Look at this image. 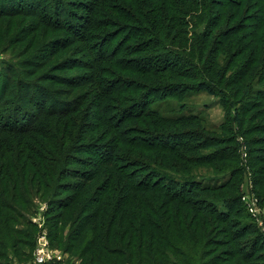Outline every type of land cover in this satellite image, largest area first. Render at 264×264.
Instances as JSON below:
<instances>
[{"label": "trees", "instance_id": "trees-1", "mask_svg": "<svg viewBox=\"0 0 264 264\" xmlns=\"http://www.w3.org/2000/svg\"><path fill=\"white\" fill-rule=\"evenodd\" d=\"M87 2L75 3L79 10L88 14L79 16L80 19L70 16L69 9L58 12V6H53L52 10L58 16L53 20L50 13L40 12L39 2L20 8L31 10L32 14L36 11L37 17L44 21L41 24L69 34L65 35L66 42H79L76 53L83 54L86 59L81 61L74 58L72 62L74 66H81L87 71L73 77L47 73L39 84H35L22 75L17 77L19 72L12 64L0 65V246L7 240L4 237L11 239L15 252V246L21 240L22 244L28 246L27 235L23 234V239H16L14 234L22 232L7 225L10 222L16 224L17 218H24V212L31 210V202L36 195L45 198L47 190L51 195L55 189L68 187V190H72L71 196L59 203L57 201L54 206L72 207L74 222L77 216L84 214L70 240L75 241L85 227L91 230L78 264H219L220 256L212 255L215 253L214 247L199 248L202 240L207 243L208 235L217 222L222 225V231L229 233L230 242L249 233L254 235L247 239L252 243L247 249L235 247L227 252L238 257L236 264H254L253 260H264V233L254 222L241 221L240 224L238 218L233 219L237 215L236 212L232 213V203L236 199L223 197L221 201L225 209L219 210L212 203L213 199L201 197L208 192L216 193L212 197H218L228 187V182L205 185L186 178L182 183L179 177L170 178L161 172V168L155 167L166 166L178 172L177 166L199 163L196 156L198 149L216 144L226 145L207 156L209 161L223 164L229 158L228 154L235 151V147H231L234 144L232 135L229 145L224 139L206 135L197 127L171 132L173 128L194 124L196 116L189 114L169 118L152 108V102L147 106L151 94L152 99L179 96L181 92L183 95L189 94L192 91L189 83L179 80L184 77L194 81L197 90L219 96L222 101L228 99L227 105L231 104L230 96L236 93L244 96L248 93L260 94V90L252 92V89L256 82L254 80H264V0H214L219 10L207 16L208 26L202 31L196 46L202 62L199 66L188 58L190 55L169 48V44L175 40L179 45L186 41L184 33L188 31L185 26L189 21L184 16L201 19L206 12L201 6L205 0ZM12 10L7 14L17 12ZM75 20L82 23H75ZM105 22H108L107 28L110 29L98 31ZM110 39L114 41L111 51L109 46H105ZM131 39H135V42H131ZM57 44L55 48L58 49L66 46V43L60 44L58 41ZM38 51L44 52L46 48L40 46ZM188 51L192 53L193 49ZM116 55L123 56L119 64H125L124 72L132 70L133 73L148 76L143 79L151 84L143 86L142 80L123 79L121 75L107 78L106 75L112 76L116 72V65H119L117 61H112ZM46 56L41 55L40 61ZM133 56L147 63L137 62L131 58ZM61 66L67 65L63 61ZM232 66L234 69L227 75ZM43 82L62 84L67 88L58 91ZM139 85L143 89L132 101H128L126 96L120 97L121 93L135 92L133 88ZM87 86L95 92L96 97L84 103L82 95L85 91L73 90ZM118 92L121 93L117 96ZM64 94H68L67 97H63ZM109 95V100L114 99L111 104L107 103ZM114 101L120 104L128 102L118 106ZM142 104L145 105L143 109L140 107ZM93 107L97 109L96 118L113 135L114 132H117L116 135L124 132L119 129L123 119L135 116V120L142 114L149 116L150 121L145 124L146 121L140 119L134 121L137 125H128L130 132L127 134L139 130L138 136H129L124 141H119L115 136L107 142L86 141L83 134L89 124L85 120ZM235 112L237 121L240 111ZM143 125L147 128L154 125L160 130L137 128ZM261 130L264 131V123ZM101 137L102 134L96 136L97 140H102ZM168 139L174 145L168 144ZM137 140L144 144L143 149L159 150V153H151L147 159H135L139 156L131 154L133 151L127 152L124 147L121 151L117 149L116 144L123 142L122 145L129 150H136ZM184 151L192 153V156L186 157ZM82 154L86 157L80 160ZM254 159L261 162L255 170L258 176L254 177V183L263 189L264 155ZM73 162L86 167L83 170L70 168L69 164ZM62 177L78 181L58 183ZM96 180L100 182L96 183ZM237 226L238 229L234 228ZM208 244L215 245L211 239ZM24 253L26 251L23 250L20 254ZM1 254L2 251L0 260ZM260 264H264L263 261Z\"/></svg>", "mask_w": 264, "mask_h": 264}, {"label": "rangeland", "instance_id": "rangeland-1", "mask_svg": "<svg viewBox=\"0 0 264 264\" xmlns=\"http://www.w3.org/2000/svg\"><path fill=\"white\" fill-rule=\"evenodd\" d=\"M28 2L26 3L24 0H0V65L3 67L4 64H12L15 71L19 72L17 77L22 75L27 80L32 81V83L35 84H39V80L44 79L43 77L47 73H57L64 77H73L75 75H81L82 73H85L87 70L82 69L81 66H74L75 64L72 62L74 58H77L81 61L86 59L83 54L79 53L77 55L76 53L79 42H75L73 40L72 42H66L64 40V38L66 37L65 35L69 36V34L63 32V30L53 27L50 28L49 26L41 24V22L44 21L40 20L37 17L38 15L36 14V11H33L32 14V12H30L31 10H20V8L24 7V5L27 4L39 2L38 8L40 9V12L50 13L53 20H56L58 18L54 9L52 10L53 6H58V12L62 11V9H65L66 11L69 9L68 11H70L72 14L70 16L80 19L79 16H88V14L87 12L79 10L76 7L75 3H88L87 0H28ZM201 6H203L206 11L205 15H203L201 19L196 20L192 19V17L189 15L184 16V18L189 21V24L185 26L187 27L186 29L188 31L187 33H184L186 41L180 45L178 44L177 40L172 42V44H169V48L178 49L182 53L190 55L191 57L188 58L191 59V61H194L195 66H199V64H202L199 58V54L196 51V46L200 41L202 31L205 30L208 26V23L206 21L207 16H209V14L212 12L215 14L217 10H219V7L214 3V0H205V3L201 4ZM12 9L17 12L7 14L11 12ZM63 15L64 17H66L65 11H63ZM109 15L113 19H116V17L112 14ZM59 18L62 19V17ZM75 23H82V21L75 20ZM107 26L108 22H105L97 30L107 31L108 29H110L107 28ZM119 36L121 38V35ZM113 39H110L109 41H107V43L105 42V46H109L110 51L114 45ZM57 41L60 44L66 43V46L60 49L55 48V46L58 45ZM131 42H135V39H131ZM40 46L41 48H46V51L39 52L38 48ZM49 48H51L52 50H48ZM191 48L193 49L192 53L188 51ZM124 53L125 52H123V54ZM41 55H47L45 59H42L43 61H40V59L42 58ZM122 57V55H116L112 61H117L119 64V62H121L122 60ZM131 58L137 60V62H141L142 64L147 63V61L145 60L138 61L139 59L137 56H133ZM63 61L67 66H61V63L63 64ZM116 66V72H113L112 76H109V74L108 76L106 75L107 78H118V75H121L120 77H124L123 79L128 78L142 80L143 86L151 84L143 79L148 76H142L141 73H133L131 72L132 70L124 72L126 68L125 64H119ZM24 68L26 70H23ZM233 69L234 66L231 67L227 75H229V73ZM192 72L195 73V70H192ZM179 80L184 81L185 84L189 83V86H191L192 89L189 94L183 95L181 92V95L179 96H165L163 98L160 97L156 99H152L153 94H151V98L149 99V101H147V106H149L152 102V108L157 110L160 115L169 118L194 114L196 116V121L194 122V124L184 125V128H173L171 132L177 129L185 130L197 127L203 130L204 134L219 137L227 142L231 141L229 139L232 135V142L234 144H231V147H235V151H232V153L228 154L229 158H227L225 163H214L213 161H209L210 159L208 158L209 156H207V154L213 153L216 149H222V147H225L224 145H226L216 144V146H207L205 148L198 149V151H196V156L199 159V163H187L186 166H184V164L181 166H177L178 172L169 170L166 166L160 167L156 165L155 167L159 169L161 168V172H164L166 175L170 176V178L173 176L179 177V179L183 181L182 183H184V179L186 178H192L193 180L199 181L205 185H219L224 182H228V187L221 192L219 191L220 195H218V197H212V195H217L213 192H208L209 194L205 193L201 197H208L209 199H213L212 203L215 204V206L219 210L225 209V204L221 201L223 197H234L236 200L232 203V206H234L232 213L236 212L237 215H235V217L232 216L234 217L233 219L238 218L240 224H242L241 221L251 224L252 222H254L258 229L262 231L261 227L258 224V221L253 216L252 212L254 211L249 208L247 200H249V202L254 206V201L250 199H256L255 206L258 210L261 209V207H264V188L262 189V187L260 188L259 185L254 183V177L256 175L258 176L255 170L259 164L261 165V162L254 158L260 155H264V152H262V149L264 148V141H262L264 139V131L261 130L262 124L264 123V80H254L256 82H254V89H252V92L260 90V94L248 93L244 96L242 93H236L230 96V105L226 104V101L228 102V99L222 101L219 96L209 94L204 90H197L193 83L194 81L188 78H179ZM43 83L44 85L52 86L53 89H58V91L61 88H67L62 84H51L49 82ZM133 89L135 92H118L117 96L119 95V93H121L120 97L126 96V99H128V101H132L133 99L138 97L143 88L139 85L135 86ZM79 90L85 91L82 95V97H84V103H88V101H92V99L94 100L96 97L95 92L92 91L90 86L84 88L81 87L73 91L76 92ZM67 95L68 94H64L63 97H67ZM110 96L111 95L107 96L108 100ZM108 100L107 103L111 104V100L114 99L111 98L109 101ZM254 100L255 102H253ZM113 103L118 106L126 104H120L117 101H114ZM140 107H142L141 109H143L145 108V105L142 104V106ZM236 110L240 111L239 120L237 121H235L234 117L236 115ZM97 114V109L93 107L90 110V115L86 117L85 121H88L89 124L88 128H85L86 131L83 134L85 138L84 140L86 141L90 140L107 142L112 136L117 137L119 141H124L129 136H138L137 131L139 130H134V133L131 135L127 134V132H130V128L128 127V125H137L134 121H139L140 119L143 121L145 120V124H148V122L150 121L149 116H143L142 114L137 116L135 120H133L135 116L129 117L127 118V120L123 119L119 129H123L124 132L122 133V135H120L119 132L118 135H116L117 132H114L113 135L112 132L108 133V128L99 122V120L96 118ZM171 124L175 126L174 122H171ZM140 127H144L146 129H149L150 131L160 130L158 128H155L154 125L150 128H147L144 125L138 126L137 128ZM115 129L117 128L115 127ZM101 134L102 140H97L96 136ZM245 139L247 140L249 146L246 143ZM110 141H113V139H111ZM122 144L123 142H119L118 144H116L117 149L121 151V149L124 147L123 149L127 152L133 151L131 154H136L139 156L135 159H140L141 157L147 159L148 156L151 155V153H159V150L143 149L144 144L139 143V141L137 142L138 148L136 150H129V148L123 146ZM146 144L149 145L148 143ZM168 144L174 145L172 143V140L170 141V139H168ZM243 144L246 145V148L244 149V152L246 153L245 157L241 153V146ZM184 155L186 157H190L192 156V153L184 151ZM85 157L86 156L82 154L80 160L85 159ZM122 162L123 161H121L120 163ZM118 163L119 162H117V164ZM69 167L83 170L86 166L73 162L69 164ZM140 173H143V171H140ZM77 181L78 180L74 178L62 177L60 181H58V183L60 182L68 184L76 183ZM97 182L100 181L96 180V183ZM163 184H166V182ZM55 186L56 185H54L53 187ZM55 188H58V186H56ZM67 188L55 189V192L51 195H48L49 192L47 190L45 191V198H41L40 195H36L31 202V210L24 212V218H17L16 224L10 222L7 225L8 228L9 226H11L12 228L22 232L21 234H14L17 237L16 239H21L23 237V234H26L27 238L25 239L28 240V246L22 244L23 241L21 240V242H18L16 244L15 247L17 248V251L15 252L11 239H9V237H4L3 239L7 240L3 242L2 246H0V251H2L0 264H7L8 262L10 264H78L81 262L82 255L80 256V253L90 237V227L83 228L80 232V235L75 241H71L70 237L75 234V227H77V225L81 223L84 214H81V216L79 217L77 216V221L74 222L75 216L72 215V207L59 208L54 206L57 201L59 203L66 197L71 196L72 190H68ZM89 188L90 187H88L87 189ZM87 189H85V192ZM223 192H225L224 196H221L223 195ZM244 198H246V200ZM193 201L194 199H192V203ZM208 201L211 202V200ZM26 219L29 221V223H27ZM215 224V228L208 235V241L211 239V241L215 243V245L208 244V241L205 244L204 240H202L199 248L204 249L205 247V249H207L209 247L211 249V247H214L213 249L215 250V253H213L212 255L216 254L220 256V258L218 259L219 264H236L238 257L236 258V256L234 255H228L227 252H229L230 250L233 251L235 247H243L247 249L252 244L247 239L252 238V236H254L253 233H249L243 237H239L238 240L234 239L233 242H230L231 238L229 237V233L227 234L222 231L223 227L221 224H218V222ZM240 224L238 225L240 226ZM239 226L234 228L238 229ZM231 231H233V229H231ZM9 235L13 236V233L9 232ZM17 241L18 240H16V242ZM39 244H43L42 246L51 255V260L49 259L45 263L35 262L34 251ZM23 250L26 251L24 255L20 254ZM199 261L200 259H198V262ZM261 261H263L264 263V260H253L252 263L260 264ZM122 264L127 263L123 262Z\"/></svg>", "mask_w": 264, "mask_h": 264}, {"label": "built area", "instance_id": "built-area-1", "mask_svg": "<svg viewBox=\"0 0 264 264\" xmlns=\"http://www.w3.org/2000/svg\"><path fill=\"white\" fill-rule=\"evenodd\" d=\"M246 148V145L243 144L241 146V153L242 155L245 157L246 153L244 152V149ZM246 200V198H244ZM252 201H254V206L249 202V200H247L248 204H249V208L252 209L254 212L253 216L256 218V220L258 221L259 226L261 227L262 232L264 233V207H261V209H257L255 206V202L256 199H250ZM43 244H39L35 251H34V256H35V262L36 263H42V262H47V260H51V255L48 253L47 250H45V248L42 246Z\"/></svg>", "mask_w": 264, "mask_h": 264}]
</instances>
